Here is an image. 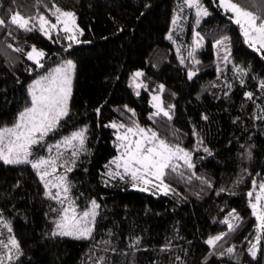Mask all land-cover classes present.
<instances>
[{"label":"trees","instance_id":"16d2710c","mask_svg":"<svg viewBox=\"0 0 264 264\" xmlns=\"http://www.w3.org/2000/svg\"><path fill=\"white\" fill-rule=\"evenodd\" d=\"M228 1L264 20V0ZM198 3L207 14L196 24L187 0H0V129L29 105L34 77L71 59L68 111L53 134L86 128L69 193L98 205L90 238L56 235L60 207L34 169L0 159V264H264V231L249 207L264 181V50L244 43L217 0ZM56 8L76 17L82 43L68 48L62 33L49 40L11 21ZM196 36L203 45L193 51ZM32 46L43 66L26 58ZM157 91L167 115L149 105ZM110 122L188 149L191 165L165 168L164 194L133 190L134 179L112 169Z\"/></svg>","mask_w":264,"mask_h":264},{"label":"rangeland","instance_id":"374dc122","mask_svg":"<svg viewBox=\"0 0 264 264\" xmlns=\"http://www.w3.org/2000/svg\"><path fill=\"white\" fill-rule=\"evenodd\" d=\"M217 3L238 26L244 43L253 51L264 50V20L256 21L251 14L228 0H217ZM187 4L192 6L195 23L199 24L206 11L198 0H187ZM11 21L23 28H37L49 40L62 33L68 41V48L83 41L76 17L68 11L56 8L51 18L41 16L34 19L14 14ZM202 45L203 41L196 36L193 51ZM43 56V52L34 46L26 52V58L37 66H43ZM73 73V61L62 59L30 81L29 105L18 114L12 125L0 129V159L7 165L27 163L34 169L46 196L60 207L54 234L88 239L93 233L98 205L90 201L81 207L71 197L68 181L76 157L85 146L86 128L78 127L62 136L53 134L68 111ZM139 76L140 71H135L130 77L129 85L135 92L142 87ZM149 105L154 115H167L161 106L159 91L150 94ZM109 126L114 130L118 148L112 169L128 173L135 181L133 190L164 194L167 191L162 182L165 168L172 164L191 165L188 149L167 146L143 127L121 130V126L114 122ZM249 207L258 227L264 231V181L254 190ZM232 220L235 221V215ZM225 221L229 227L232 226L229 219Z\"/></svg>","mask_w":264,"mask_h":264},{"label":"water","instance_id":"95a60500","mask_svg":"<svg viewBox=\"0 0 264 264\" xmlns=\"http://www.w3.org/2000/svg\"><path fill=\"white\" fill-rule=\"evenodd\" d=\"M250 196H251V193H248V194H247V197L250 198Z\"/></svg>","mask_w":264,"mask_h":264}]
</instances>
